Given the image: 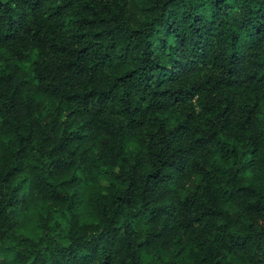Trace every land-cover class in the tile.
Listing matches in <instances>:
<instances>
[{
    "label": "clouds",
    "instance_id": "9594fccd",
    "mask_svg": "<svg viewBox=\"0 0 264 264\" xmlns=\"http://www.w3.org/2000/svg\"><path fill=\"white\" fill-rule=\"evenodd\" d=\"M58 2L30 0L39 21ZM81 3L96 12L66 16L59 35L79 50L69 20L103 32V63H65L68 44L50 49L35 26L0 36V76L30 85L0 103V168L17 169L0 179V264H44L74 249L93 253V264H264V25L249 26L255 0H219L231 31L187 46L161 40L176 11L162 10L168 0ZM192 3L212 18L215 0ZM181 21L186 35V18L171 28ZM41 66L57 86L44 83Z\"/></svg>",
    "mask_w": 264,
    "mask_h": 264
},
{
    "label": "trees",
    "instance_id": "16d2710c",
    "mask_svg": "<svg viewBox=\"0 0 264 264\" xmlns=\"http://www.w3.org/2000/svg\"><path fill=\"white\" fill-rule=\"evenodd\" d=\"M56 3V0H53ZM15 5V6H13ZM218 5V6H217ZM176 7V11L171 10L165 15V29L164 34L161 35V40L167 44L168 36L183 37V43L187 46L189 39L196 41H207L211 43L214 38L223 39L226 32L231 31V27L228 25V21L225 19L224 9L226 5L219 3V0H215L213 5L212 18L209 19L207 15L197 14V5L192 3V0H177V4L174 5L173 0H168V3L162 6L163 8ZM104 11L100 12V24L104 23V12L108 11V6H103ZM91 10L96 12L93 4H82L81 0H59L56 4L55 12L51 13L47 21H39L38 14L32 8L30 0H0V36L14 37L22 30L27 29L29 31L35 30L37 33H44L48 39V47L61 48L65 43L68 47L65 48L61 56L65 63L72 65H78L82 61L91 60L94 56L98 58V49H96L97 42L108 39L103 32L85 33L83 31L86 25L78 24L73 20H69L68 23L72 24V30H77L78 40L75 43L79 44V50L72 47L71 41H63L59 35L60 30L64 25L66 16H82L85 15V10ZM181 17L187 20V34L185 35V29L183 21H181V28L178 30H172L171 25L175 24ZM55 18V19H54ZM51 21V23H50ZM199 22L202 25L207 26L206 34H202L200 31H194L193 25ZM257 25H264V0H255V7L251 10V19L249 26L255 29ZM105 46V45H101ZM195 46V45H193ZM98 62L103 63L104 60L98 58ZM158 67H165L161 64ZM40 75H48L50 78L44 83L57 86L60 82L54 78V74L49 73L43 66L39 70ZM261 80H264V76H257V84ZM23 85L20 87V85ZM7 86V97L0 95V103H3L4 99L8 100V103H12V97L17 95V92L13 89L23 93L29 88L27 82L21 81L19 78L14 77L12 73H9L7 77L0 76V87ZM137 87H147V85H141L137 83ZM89 93L92 91L88 89ZM107 92V90H106ZM183 122V118H181ZM63 153H61L62 155ZM161 168H167V165H159ZM16 168L9 164L7 170L0 168V179L14 178ZM11 204V201L9 202ZM261 206L264 207V200L261 201ZM44 264H93V253L82 252L79 249H74L66 256L52 257L51 260H45ZM104 264H108L105 260Z\"/></svg>",
    "mask_w": 264,
    "mask_h": 264
}]
</instances>
